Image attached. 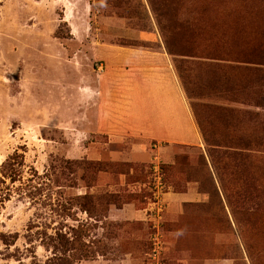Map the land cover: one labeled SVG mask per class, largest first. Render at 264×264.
I'll return each instance as SVG.
<instances>
[{
  "label": "rangeland",
  "instance_id": "1",
  "mask_svg": "<svg viewBox=\"0 0 264 264\" xmlns=\"http://www.w3.org/2000/svg\"><path fill=\"white\" fill-rule=\"evenodd\" d=\"M159 21L195 51L170 54ZM139 31L171 57L201 134L240 143L213 149L232 153L221 181L204 139L110 142L83 103L102 44ZM246 241L264 264V0H0V264H255Z\"/></svg>",
  "mask_w": 264,
  "mask_h": 264
},
{
  "label": "crops",
  "instance_id": "2",
  "mask_svg": "<svg viewBox=\"0 0 264 264\" xmlns=\"http://www.w3.org/2000/svg\"><path fill=\"white\" fill-rule=\"evenodd\" d=\"M127 36L142 43L141 46L102 44L101 58H105L106 67L103 64V69L82 73V100L83 103L92 100L97 107V125H105L110 142L114 143L132 137L147 142L146 145L157 142L202 146L204 141L200 128L171 57L165 49L151 47L158 39L150 32L139 31ZM74 74L76 76L77 73ZM91 79L94 86L87 83ZM144 152V148L137 147L121 154H129L134 161ZM112 211L110 218L116 220L117 215H121L120 210L115 208ZM137 220L143 219L138 217Z\"/></svg>",
  "mask_w": 264,
  "mask_h": 264
},
{
  "label": "trees",
  "instance_id": "3",
  "mask_svg": "<svg viewBox=\"0 0 264 264\" xmlns=\"http://www.w3.org/2000/svg\"><path fill=\"white\" fill-rule=\"evenodd\" d=\"M159 25L161 27V30L163 31V34L165 35V44H166V47H167V51L170 54L175 55V56H185L187 53L190 54L194 50L192 46H190V47L187 46V49H184V51H177L178 49L175 48V46H179V43H177V41L174 38V36L177 35V33H174L176 29L171 24L170 25H164L163 22H161V21H159ZM220 29H222V25H220ZM168 32H169V34H167ZM135 46H141V44H139V45H133V46H123V47H135ZM243 58H246V57L244 56V57H242V59ZM251 58L252 57L246 58V59H251ZM251 60L253 61V60H256V59H251ZM176 66H177L178 72L181 75L182 79H184L183 76H182L184 71L182 70V68H181L180 64L178 63V61H176ZM202 136H203L204 141L207 143V145L212 150V152H211L212 163H213L214 168L217 169V171H218L217 172V175H219V178H220V181H221L222 180V177H221L220 171L222 169L219 166L221 164L220 162L222 161V158L220 157V155L222 154L225 157H230L232 155V153H229V151L220 152L217 149H215V150H213V149L216 148V147H224V148H227V149H235V148H237L236 146L240 145V143H237V141L231 142L232 141L231 138H229L227 140L221 138L222 141H220L216 137H214L215 134L212 133V132H210L209 134H207V133H205L203 131ZM239 142H241V141H239ZM221 143H223V145ZM241 143H242V145H243L244 148L250 146V144H248V146H246L247 143L244 144L245 142H243V141ZM213 152H216V154L213 153ZM251 213L254 214L253 211ZM234 215L236 216V214H234ZM240 235H241V239H242V234H240ZM237 248H238V251H240L239 246L236 247V249ZM244 248H245V251L247 253V256H249V258L255 264H257L256 263V259L254 257L255 256V252L252 250V246L250 245L249 241H246L245 242ZM238 258H241V259L243 258L244 259V257H239V255H235L234 259H238Z\"/></svg>",
  "mask_w": 264,
  "mask_h": 264
},
{
  "label": "built area",
  "instance_id": "4",
  "mask_svg": "<svg viewBox=\"0 0 264 264\" xmlns=\"http://www.w3.org/2000/svg\"><path fill=\"white\" fill-rule=\"evenodd\" d=\"M161 167H160V164H156L154 166V183H155V189H156V192H163L164 190V184H163V177H162V172H161ZM164 193V192H163ZM155 204H158V203H155ZM156 228V232L154 233V249H153V252L154 254H157L160 252L161 250V240H160V230L158 228V226L156 225L155 226Z\"/></svg>",
  "mask_w": 264,
  "mask_h": 264
}]
</instances>
